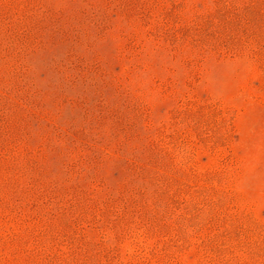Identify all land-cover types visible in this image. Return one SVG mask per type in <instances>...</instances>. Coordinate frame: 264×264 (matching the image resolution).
<instances>
[{
  "label": "rangeland",
  "instance_id": "rangeland-1",
  "mask_svg": "<svg viewBox=\"0 0 264 264\" xmlns=\"http://www.w3.org/2000/svg\"><path fill=\"white\" fill-rule=\"evenodd\" d=\"M0 264H264V0H0Z\"/></svg>",
  "mask_w": 264,
  "mask_h": 264
}]
</instances>
